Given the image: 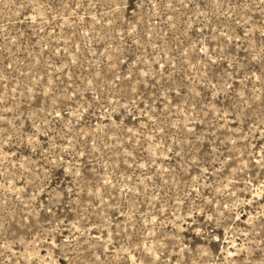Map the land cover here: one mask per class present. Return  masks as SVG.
Here are the masks:
<instances>
[{"label":"rangeland","instance_id":"obj_1","mask_svg":"<svg viewBox=\"0 0 264 264\" xmlns=\"http://www.w3.org/2000/svg\"><path fill=\"white\" fill-rule=\"evenodd\" d=\"M0 264H264V0H0Z\"/></svg>","mask_w":264,"mask_h":264}]
</instances>
